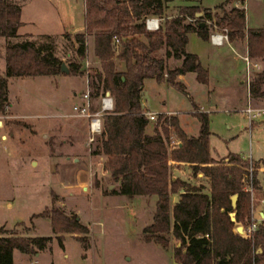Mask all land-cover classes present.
<instances>
[{
  "label": "trees",
  "instance_id": "obj_1",
  "mask_svg": "<svg viewBox=\"0 0 264 264\" xmlns=\"http://www.w3.org/2000/svg\"><path fill=\"white\" fill-rule=\"evenodd\" d=\"M167 0H83V31L64 33L71 40L73 55L60 69L61 58L55 54L54 35L42 34L37 40L26 33L14 40L20 25V4L0 0V37L3 38V70L0 73V114L8 113L7 78L54 75L55 73L86 75L90 110L97 109L92 99L107 90L112 106L100 116V132L94 136L93 153L102 156V168L117 187L112 189L129 197H154L150 220L142 226L143 238L169 248L178 264H264V219L250 237L238 234L234 223L243 224L249 212V193L241 188V176L249 159L228 151L213 158L209 151L210 129L206 111H194L198 121L195 135H187L175 114L159 112L147 131L140 108V90L145 78L164 81L185 92L177 74L193 71L195 79L208 80L207 69L194 52L185 49L187 33L207 39L211 31L225 28L229 42H241L248 56H264V27L244 24V9L236 1L224 0L211 11L198 1L173 5L166 11ZM199 13V15H197ZM160 17L157 28L143 25L145 17ZM204 19H208L206 21ZM202 23V25H201ZM90 35L93 56L99 67L90 71L83 67L86 36ZM113 36L117 43H113ZM43 38V39H42ZM161 51V52H160ZM179 60L168 65V60ZM122 61L123 68L116 67ZM264 71H258L248 82L249 94H261ZM8 122L16 120L8 119ZM10 131V130H9ZM175 139V144L170 143ZM190 163L192 173L200 171L208 178L207 191L172 176L171 163ZM260 161L264 162V158ZM253 167L256 195L260 191ZM174 194L177 199L172 202ZM236 194L234 205L230 195ZM234 211L231 220L229 212ZM33 215L46 216L57 243L63 232L77 233L83 249L88 247L89 228L77 213L57 206H44ZM20 229L0 231V264H12V253L35 252L45 247L51 235H29V225L16 222ZM206 235V236H205Z\"/></svg>",
  "mask_w": 264,
  "mask_h": 264
},
{
  "label": "rangeland",
  "instance_id": "obj_2",
  "mask_svg": "<svg viewBox=\"0 0 264 264\" xmlns=\"http://www.w3.org/2000/svg\"><path fill=\"white\" fill-rule=\"evenodd\" d=\"M13 1L24 3L19 31L31 32L29 35L34 40L43 33L54 35L55 54L66 63L73 55V46L64 33L72 34L68 30H78L82 25L83 0ZM197 1L211 11L218 10L215 5L219 2L225 4L224 0H167L166 11L176 4ZM235 3L244 9L246 26L264 27V0ZM25 35L26 32H20L12 39L20 40ZM90 39L86 36L82 61L88 71L98 66ZM222 40L223 44L212 46L196 33L188 32L185 49L195 52L202 64L207 63L212 76L201 83L195 79L193 71L184 72L187 94L164 81L145 78L140 90V106L152 112L173 110L181 126L191 134L198 125L193 112L206 110L213 152L222 155L227 150L240 151L245 157L256 158L264 155V80L259 85L261 94H249L245 87L248 88L256 72L264 71V56L250 57L243 43L233 42L235 47L225 42L226 38ZM3 41L0 37V69L4 67ZM178 63L176 59L168 60L169 66ZM239 73L245 74V86L237 78ZM228 83H232L229 91L233 98L213 106L207 99V89L214 88L218 95ZM84 88V76L74 74L7 78V98L11 105L8 113L0 114V135H5L0 138V231L20 229L16 222L22 221L24 225L34 224L36 233L49 232L48 217L33 214L44 206L54 205L77 213L89 228L85 250L76 239L66 237L68 258L61 264H174L171 249L178 239L172 238V245L163 248L143 238L142 226L150 220L154 197H129L112 191L117 184L102 168L99 154L92 151L96 148V134L86 145L84 117L70 115L72 104L80 101L79 93ZM100 96L92 99L93 105L98 107ZM248 98L250 107H263L251 128H248L244 109L240 108ZM8 119L16 122H8ZM256 193V198L261 197ZM59 254L61 250L57 247L54 253L57 260Z\"/></svg>",
  "mask_w": 264,
  "mask_h": 264
},
{
  "label": "crops",
  "instance_id": "obj_3",
  "mask_svg": "<svg viewBox=\"0 0 264 264\" xmlns=\"http://www.w3.org/2000/svg\"><path fill=\"white\" fill-rule=\"evenodd\" d=\"M30 1V0H29ZM23 4L24 3H22V4H20V12H21V9H22V6H23ZM20 14V13H19ZM153 16H157V15H154V14H152ZM152 15H150V16H152ZM197 15H199V14H197ZM158 17V16H157ZM159 18V20H160V17H158ZM20 19H21V14H20ZM22 22H23V20L21 19V23H20V25L22 24ZM159 22V21H158ZM20 25L16 28V31H17V34L18 33H20V32H26L27 34H30V35H32L31 34V32H29V31H24V30H20L19 31V27H20ZM83 27H82V25L81 26H79V28H78V30H75L74 28L72 29V30H68V32H80V31H83V29H82ZM214 31H217V29H215V30H213V31H211V32H214ZM224 32V29H222V28H219V30L217 31V32ZM29 32V33H28ZM42 34V33H41ZM43 34H46V33H43ZM48 34V33H47ZM88 37H90V35H87ZM91 40V39H90ZM205 40H207L208 42H210L209 41V39L207 38V39H205ZM224 40H222L221 41V43H219V44H214V43H212V42H210V44L212 45V46H219V45H221V44H223L224 42H223ZM225 42H227V43H230V44H232V45H234L235 47H236V45L233 43V42H229L228 40H225ZM189 51V50H188ZM243 52L245 51V48H244V50H242ZM192 52V51H191ZM242 52V53H243ZM195 53V52H194ZM93 54V53H92ZM196 54V53H195ZM197 55V54H196ZM242 55V54H241ZM94 57V56H93ZM197 58H198V55H197ZM242 58H243V56H242ZM199 59V58H198ZM244 59V58H243ZM94 61L95 62H97V59L94 57ZM199 61H200V63H201V65L202 66H204L206 69H207V75H209L208 76V80H209V77L210 76H212V75H210V70H208L209 68H208V66H207V63H203L202 64V62H201V60L199 59ZM118 62V63H117ZM98 63V66L96 67V68H98L99 67V62H97ZM255 63V62H254ZM118 64H119V66H120V68H119V66H118ZM116 67L118 68V69H121V68H123V63H122V61H116ZM2 70L3 69H0V73L2 72ZM244 73H245V62H244ZM242 74V76L240 75V73L238 74L239 76H237V78H238V80H239V82H240V84H244V86H245V77H244V75L245 74ZM232 75H233V73H232ZM177 78L179 79V80H181L182 82H183V79H184V73H179V74H177ZM207 80V81H208ZM184 83V82H183ZM185 85V84H184ZM226 86L225 87H222V89H221V91H220V94H218V95H216V92H214L213 90H214V88H209V89H207V92H208V100L209 101H211V102H213V106H215V105H221L222 103H226V102H230V100L233 98V94L229 91V88H230V86L232 85V83H228V84H225ZM143 87V86H142ZM245 89H247L246 87H245ZM185 92H186V94H187V91H186V86H185ZM9 103H10V101H9ZM249 98H248V100H247V102H246V104H245V106L244 107H246V106H249ZM248 104V105H247ZM9 105H11V103L9 104ZM244 107H240V108H243L244 109ZM250 107V106H249ZM255 107V106H254ZM253 106H251L250 108H254ZM140 108H141V110H143V111H148V110H145V109H143L141 106H140ZM196 108V107H195ZM256 108H263V107H256ZM197 109V108H196ZM198 110V109H197ZM206 111V110H205ZM204 111V112H205ZM163 112H167V113H170L171 115L172 114H175L176 116H177V118H178V123H179V125L181 126V124H180V121H179V117H178V115L176 114V113H174V111L173 110H171V111H163ZM206 113H207V111H206ZM52 115V114H51ZM256 116H258V115H255V117ZM207 117H208V115H207ZM247 117V116H246ZM255 117H252L251 119L250 118H248L247 117V124H248V128H251V127H253V124L256 122V120H255V122L253 121V119L255 118ZM208 121H209V119H208ZM151 122H148V124H147V126H146V130L147 131H150L151 130ZM197 126V128H196V131H195V133H193L192 135H195L196 133H197V131H198V125H196ZM183 129H184V131L186 132V134L187 135H189V134H191V133H188L187 131H186V129L183 127V126H181ZM85 129H86V120H85ZM210 129V128H209ZM11 132L12 131H9L8 132V134H11ZM210 134H211V131H210ZM209 134V135H210ZM86 136H87V129H86ZM4 138H5V135H4ZM208 142H209V137H208ZM86 145H87V142H86ZM214 151L215 150V148L214 147H211V145H210V142H209V151H210V155L213 157V158H216V157H222V155H224L226 152H228V150L226 151V152H224V153H222V155H218L216 152H213L212 150ZM230 151V150H229ZM231 152H236V153H238V154H240L241 155V157H243V158H246V159H252V160H254V161H256L257 160V166H256V168H255V174H256V177H257V179H258V185H259V187H260V191H264V162H262V161H260V159L261 158H264V155H260V156H258V157H252L251 155H248V157H245V155L242 153V152H240V151H231ZM216 153V154H215ZM99 156L102 158V156L99 154ZM105 171V170H104ZM106 172V171H105ZM171 173H172V176H175V177H179V178H181V179H184L186 182H188L189 184L191 183V184H194V185H199V186H201L200 188H201V190L202 191H207V188H208V178H207V176H204V175H202L201 174V172L200 171H196L195 173H192V171H191V168H190V163H187V162H184V161H173L172 163H171ZM193 177V178H192ZM177 197V195L176 194H174V196L172 197V202H174L175 200H174V197ZM177 199V198H176ZM56 204H58V201L56 200ZM257 207H260L259 205H257ZM259 214L260 215H262L263 216V219H264V210H261V207L259 208ZM46 217V216H45ZM18 222V221H17ZM15 223V222H14ZM235 224V226H236V224L237 223H234ZM26 225H29V224H26ZM234 226V227H235ZM48 227H49V223H48ZM50 229V228H49ZM5 229H3V231H2V233H5V232H7V231H4ZM29 231L27 232L29 235H42V234H48V235H51V238H50V240L46 243V245H45V247H43L42 249H40V250H37V251H35V252H26V253H22V252H19V251H17V250H14L13 251V253H12V264H61V262H63L66 258H68V253L66 252V246H65V239H66V237H72L74 240L76 239V241H78V239L76 238V235H77V233L75 232V233H71V232H63V233H61V235H62V239H61V243L60 244H58L57 243V240H56V238H55V236L52 234V231H51V229H50V231L49 232H46V233H42V234H39V233H36V231L34 230V224H31V226L29 227V229H28ZM235 230V229H234ZM79 242V241H78ZM80 244V243H79ZM60 248V250H61V254H59V257H58V260L56 259V257H55V255H54V253H55V248ZM82 247V246H81ZM83 248V247H82ZM54 250V252L52 253V251ZM83 250H85V249H83ZM18 252H19V255H17L18 254ZM57 252V251H56ZM85 252V251H84ZM83 252V253H84ZM82 252H81V254H83ZM15 258H18V261L17 262H15ZM174 262V261H173ZM176 262H174V264H175ZM84 264V263H83ZM86 264V263H85Z\"/></svg>",
  "mask_w": 264,
  "mask_h": 264
},
{
  "label": "built area",
  "instance_id": "obj_4",
  "mask_svg": "<svg viewBox=\"0 0 264 264\" xmlns=\"http://www.w3.org/2000/svg\"><path fill=\"white\" fill-rule=\"evenodd\" d=\"M159 18L157 16H147L143 20V25L149 30H153L157 28ZM226 38L225 28L224 32H211L209 34V41L214 44L221 43L222 39ZM113 43H117V39L115 36H113ZM85 79V88L84 90L79 93L80 101L73 103L70 109L71 114L70 115H76L84 117L86 120V129H87V136H86V142L87 145L89 142L93 139V136L100 132V116L105 111L111 108L112 106V97L109 95L106 90L101 94L99 99V105L97 109L90 110L89 103H90V96L88 95L89 87H88V80L86 79V75H84ZM246 82H248L246 80ZM262 108H250L249 106L244 107V111L246 113V116L248 118L255 117V115H258L262 112ZM146 119L148 122L153 123L157 117V114L159 112H152V111H143ZM168 113L167 115H169ZM0 138H4V135H0ZM175 139L172 138L170 143L175 144ZM253 167L251 165L250 159L249 163L246 167H244L242 171L241 176V188L244 191H247L249 193V212L248 215L245 217V221L242 225V232L240 235L250 237L252 233L257 229L258 223L261 219H263V216L259 214V208L261 207V210H264V196L256 198L255 196V189L253 184V174H252ZM259 205L260 207H257ZM239 224V223H237ZM239 234V233H238ZM206 236V235H205ZM178 264V263H175Z\"/></svg>",
  "mask_w": 264,
  "mask_h": 264
},
{
  "label": "water",
  "instance_id": "obj_5",
  "mask_svg": "<svg viewBox=\"0 0 264 264\" xmlns=\"http://www.w3.org/2000/svg\"><path fill=\"white\" fill-rule=\"evenodd\" d=\"M198 14H199V13H198ZM201 25H202V23H201ZM60 69H61L62 71H64V72H67V68H66V66H65V64H64L63 62H61ZM106 92H108V91L106 90ZM176 198H177V197L175 196V197H174V200H176ZM235 198H236V194H232V195H230V204H231V206L234 205ZM229 217H230L231 220L234 219V211H230V212H229ZM234 229H235V231H236L237 233L241 234V232H242V225H240V224H236V226L234 227Z\"/></svg>",
  "mask_w": 264,
  "mask_h": 264
}]
</instances>
